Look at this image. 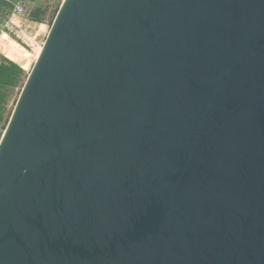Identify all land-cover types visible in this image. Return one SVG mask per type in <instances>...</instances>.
I'll list each match as a JSON object with an SVG mask.
<instances>
[{
	"label": "water",
	"instance_id": "1",
	"mask_svg": "<svg viewBox=\"0 0 264 264\" xmlns=\"http://www.w3.org/2000/svg\"><path fill=\"white\" fill-rule=\"evenodd\" d=\"M0 264H264V0H63L0 141Z\"/></svg>",
	"mask_w": 264,
	"mask_h": 264
},
{
	"label": "rangeland",
	"instance_id": "2",
	"mask_svg": "<svg viewBox=\"0 0 264 264\" xmlns=\"http://www.w3.org/2000/svg\"><path fill=\"white\" fill-rule=\"evenodd\" d=\"M18 2L25 3L28 12L24 16L14 13ZM63 0H7L11 6H3L0 12V62L12 60L23 68L21 82L16 88H1L6 94L4 120L0 121V141L8 121L34 67L52 23ZM26 82V81H25Z\"/></svg>",
	"mask_w": 264,
	"mask_h": 264
},
{
	"label": "trees",
	"instance_id": "3",
	"mask_svg": "<svg viewBox=\"0 0 264 264\" xmlns=\"http://www.w3.org/2000/svg\"><path fill=\"white\" fill-rule=\"evenodd\" d=\"M7 0H0V12L3 6H11L6 3ZM23 76V68L16 62L9 60L0 62V87L1 88H16L21 82ZM26 80H24L25 83ZM24 86V85H23ZM6 94L0 91V121L4 120V112L6 107L3 106Z\"/></svg>",
	"mask_w": 264,
	"mask_h": 264
},
{
	"label": "built area",
	"instance_id": "4",
	"mask_svg": "<svg viewBox=\"0 0 264 264\" xmlns=\"http://www.w3.org/2000/svg\"><path fill=\"white\" fill-rule=\"evenodd\" d=\"M28 12V7L25 3H22V2H18L16 5H15V8H14V13L19 15V16H24L25 14H27Z\"/></svg>",
	"mask_w": 264,
	"mask_h": 264
},
{
	"label": "bare ground",
	"instance_id": "5",
	"mask_svg": "<svg viewBox=\"0 0 264 264\" xmlns=\"http://www.w3.org/2000/svg\"><path fill=\"white\" fill-rule=\"evenodd\" d=\"M41 50H42V47H41ZM41 50H40V52H41ZM40 52H39V54H40ZM39 54H38V55H39Z\"/></svg>",
	"mask_w": 264,
	"mask_h": 264
}]
</instances>
